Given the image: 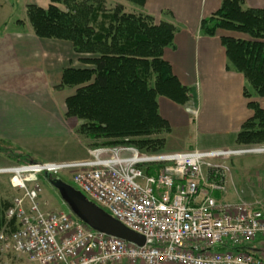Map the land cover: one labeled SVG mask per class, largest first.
<instances>
[{"label": "built area", "instance_id": "1", "mask_svg": "<svg viewBox=\"0 0 264 264\" xmlns=\"http://www.w3.org/2000/svg\"><path fill=\"white\" fill-rule=\"evenodd\" d=\"M247 152L264 154V146L147 154L120 144L91 148L85 160L0 168L22 194L5 212L0 249L35 264H264L247 249L264 238V205L218 203L207 192L198 200L206 182L204 167L222 172L206 186L225 190L228 170L211 167L207 160ZM45 173L61 180L67 174L74 189L142 236L144 245L97 233L63 211H42L36 199L38 178Z\"/></svg>", "mask_w": 264, "mask_h": 264}, {"label": "trees", "instance_id": "2", "mask_svg": "<svg viewBox=\"0 0 264 264\" xmlns=\"http://www.w3.org/2000/svg\"><path fill=\"white\" fill-rule=\"evenodd\" d=\"M126 1L142 8L146 0ZM25 13L34 36L70 43L84 65L64 69L60 82V88L74 90L65 100V116L76 121V134L92 148L127 144L142 153H162L170 127L158 113V97L181 106L192 99L163 59L176 26L156 23L144 12H126L122 5L108 10L103 0H49L45 9L26 5ZM219 30L249 38L220 39L226 70L243 76L242 94L253 113L234 142L264 145V111L254 101L264 98V9L244 8V0H220L219 8L200 21L199 33L214 37ZM12 198L0 203V230Z\"/></svg>", "mask_w": 264, "mask_h": 264}, {"label": "crops", "instance_id": "3", "mask_svg": "<svg viewBox=\"0 0 264 264\" xmlns=\"http://www.w3.org/2000/svg\"><path fill=\"white\" fill-rule=\"evenodd\" d=\"M48 4L49 0H26L25 6L45 9ZM219 6L220 0H146L142 8H136L137 12L153 16L156 23L166 21L176 26L173 45L164 50L163 59L180 85L192 94V99L184 106L158 97V113L170 127L166 137L186 132L197 138H207L209 143L220 139L224 145L232 143L234 146L235 135L253 115L242 94L244 78L226 70L225 50L220 42L222 37L249 38L221 30L214 37L199 33L200 21ZM244 8L264 9V0H244ZM15 25L24 27L7 32V23H0V143L12 146L16 153L20 145L64 136L77 137L75 126L70 127V119L65 116V100L74 90L60 88V82L64 69L83 68L84 65L70 43L39 39L28 29L26 22ZM64 89L69 91L66 95L62 94ZM254 101L264 111V98ZM189 110L196 111V115ZM88 149L85 147L84 158L79 160L88 158ZM11 163L4 159L0 168ZM237 170L228 169L229 180L224 191L209 189L206 185L217 181L206 180L200 185L198 200L207 192L218 203L264 205V164L255 167L254 176L249 180ZM5 178H0V182L8 183L9 179ZM224 179L226 183V176ZM247 248L264 260V243ZM224 250L225 247L215 248L218 252Z\"/></svg>", "mask_w": 264, "mask_h": 264}, {"label": "rangeland", "instance_id": "4", "mask_svg": "<svg viewBox=\"0 0 264 264\" xmlns=\"http://www.w3.org/2000/svg\"><path fill=\"white\" fill-rule=\"evenodd\" d=\"M25 3L26 0H0V23L3 21L7 23V32L12 31L18 27H24L22 25L17 26L18 21L26 22V26L29 27L28 22L26 21V13H25ZM104 8L111 10L117 5H122L124 11L126 12H135L137 11L134 5L128 3L126 0H103ZM60 10H63L62 6H58ZM3 27V26H2ZM20 27V29H22ZM77 58V57H76ZM62 90V94L66 95V91L68 89ZM70 127L76 126V121L70 119L68 121ZM167 135V134H166ZM164 147L162 149V153H171L174 151H180L193 149L196 147L198 150H207V151H218V150H242V149H252L261 147L264 145H252V146H238L232 143L230 146L224 145L223 140L217 139V141H212L209 143V139L203 137H195L185 132H180L178 134H174L173 136L166 137ZM75 136H64L59 138H53L49 141L45 142H33L27 145H20L18 148L19 152L15 153V149L5 143H0V162L4 159H8L12 163L5 166L9 167L16 164L23 163H62V162H73L79 161V159L84 158L85 147L92 148L91 142L87 139L76 135ZM167 140V141H166ZM88 143V145H84V143ZM91 144V145H90ZM90 145V146H89ZM117 145V144H116ZM112 145V146H116ZM120 145V144H118ZM229 147V148H226ZM4 154V155H3ZM9 155H12L11 158L15 159L18 157V160L10 159ZM261 161L263 163H261ZM211 167H215L218 169H226L232 168V172L240 171L243 172V175H246L244 179L249 180L254 176L255 167L259 164H264V154L255 153V152H247V153H239L234 154L232 156H220L216 158H211L207 160ZM222 172H216V170H211L208 167H204L202 169L203 177L206 180L217 181L219 180V176ZM7 176V175H2ZM226 183L224 179V185L227 186L228 172H226ZM64 182L73 187L69 176L67 174L61 175ZM5 178V177H0ZM5 179H9L7 176ZM8 183L0 182V203L9 201L14 195L15 192L11 191L9 180ZM38 181L41 186V192L39 193L36 203L42 211L47 210H57L64 211L68 213L66 205L60 200L56 191L48 184L47 180L43 176H39ZM18 195H22L18 193ZM264 243V238H257L254 242H251L247 245V247H257L261 246ZM0 263L1 264H35L29 262L28 259L23 255H17L10 251H1L0 249ZM121 264V263H120Z\"/></svg>", "mask_w": 264, "mask_h": 264}, {"label": "water", "instance_id": "5", "mask_svg": "<svg viewBox=\"0 0 264 264\" xmlns=\"http://www.w3.org/2000/svg\"><path fill=\"white\" fill-rule=\"evenodd\" d=\"M43 177L56 190L60 200L66 205L71 215L91 230L136 246L144 245L142 236L124 227L95 204L88 201L79 191L60 179L51 178L48 173H45Z\"/></svg>", "mask_w": 264, "mask_h": 264}, {"label": "flooded vegetation", "instance_id": "6", "mask_svg": "<svg viewBox=\"0 0 264 264\" xmlns=\"http://www.w3.org/2000/svg\"><path fill=\"white\" fill-rule=\"evenodd\" d=\"M56 191V190H55Z\"/></svg>", "mask_w": 264, "mask_h": 264}]
</instances>
